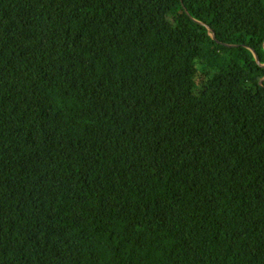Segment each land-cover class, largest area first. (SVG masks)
I'll return each instance as SVG.
<instances>
[{"label":"trees","instance_id":"16d2710c","mask_svg":"<svg viewBox=\"0 0 264 264\" xmlns=\"http://www.w3.org/2000/svg\"><path fill=\"white\" fill-rule=\"evenodd\" d=\"M0 264H264V0H0Z\"/></svg>","mask_w":264,"mask_h":264},{"label":"water","instance_id":"95a60500","mask_svg":"<svg viewBox=\"0 0 264 264\" xmlns=\"http://www.w3.org/2000/svg\"><path fill=\"white\" fill-rule=\"evenodd\" d=\"M212 36H213V38H214V39H216V37H215V34H214V33L212 34ZM256 58L258 59L257 55H256Z\"/></svg>","mask_w":264,"mask_h":264}]
</instances>
